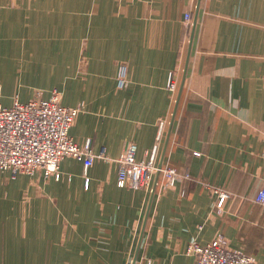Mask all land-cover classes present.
<instances>
[{
    "label": "crops",
    "instance_id": "1",
    "mask_svg": "<svg viewBox=\"0 0 264 264\" xmlns=\"http://www.w3.org/2000/svg\"><path fill=\"white\" fill-rule=\"evenodd\" d=\"M53 89L106 158L0 172V264H194L218 235L264 264V0H0V104ZM130 142L174 183L118 182Z\"/></svg>",
    "mask_w": 264,
    "mask_h": 264
},
{
    "label": "built area",
    "instance_id": "2",
    "mask_svg": "<svg viewBox=\"0 0 264 264\" xmlns=\"http://www.w3.org/2000/svg\"><path fill=\"white\" fill-rule=\"evenodd\" d=\"M184 19H190L189 13ZM125 70V65H121L117 77L120 87L125 84ZM167 88L171 92L175 90L174 79L168 82ZM80 109L79 105L61 104L56 89L47 98L37 91L25 102L15 97L10 106L0 104V172L9 171L11 177H15L41 170L45 177H49L64 158L81 161L84 167L90 166L95 157L106 158L103 151L92 152L90 139L78 143L71 137L69 129ZM135 155L136 144L130 142L125 153L116 158L117 180L133 188L150 189L152 176L158 170L154 160L155 148L145 152L144 160H137ZM159 171L167 185H172L177 178L173 166L164 165ZM85 182L88 183L87 178ZM214 192L217 193L216 207L220 212L228 194L216 188ZM254 201L264 206V186L258 190ZM185 253L192 257L194 264H256L252 255L229 248L222 235L206 244L193 240L187 244Z\"/></svg>",
    "mask_w": 264,
    "mask_h": 264
},
{
    "label": "water",
    "instance_id": "3",
    "mask_svg": "<svg viewBox=\"0 0 264 264\" xmlns=\"http://www.w3.org/2000/svg\"><path fill=\"white\" fill-rule=\"evenodd\" d=\"M121 65H125V62H123ZM116 85H117V87H120L118 79L116 80ZM160 167H161V162H159V164L157 166V168H158L157 172L159 171ZM152 192H153V189H152ZM135 261H136V256L132 259L131 264H134Z\"/></svg>",
    "mask_w": 264,
    "mask_h": 264
}]
</instances>
